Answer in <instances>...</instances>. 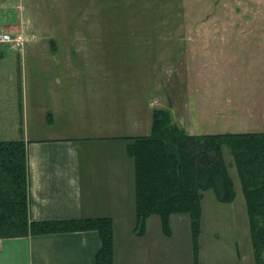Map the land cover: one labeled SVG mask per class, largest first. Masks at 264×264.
<instances>
[{"label":"rangeland","instance_id":"obj_1","mask_svg":"<svg viewBox=\"0 0 264 264\" xmlns=\"http://www.w3.org/2000/svg\"><path fill=\"white\" fill-rule=\"evenodd\" d=\"M0 33L23 43L0 45V140L23 133L25 92L34 137L57 129L87 137L103 124L112 136H143L159 108L189 135L264 132V0H0ZM55 91L64 118L48 125ZM120 148L91 145L93 164L82 150L83 168L101 170L89 171L95 210ZM223 157L235 199L203 193L196 256L187 215L169 218V236L158 216L146 222L161 264H254L236 169L227 149ZM123 158L125 176L113 184L125 198L134 176ZM83 187L86 195L85 179Z\"/></svg>","mask_w":264,"mask_h":264},{"label":"trees","instance_id":"obj_2","mask_svg":"<svg viewBox=\"0 0 264 264\" xmlns=\"http://www.w3.org/2000/svg\"><path fill=\"white\" fill-rule=\"evenodd\" d=\"M121 139L127 141L134 168L133 234H144L146 220L158 216L169 236V218L187 215L196 256L203 193L212 190L222 204L235 199L223 157L227 149L245 202L254 264H264V132L189 135L168 109L159 108L152 109L147 135ZM87 231L96 232L100 240L95 264H113L110 217L30 219L25 142L0 141V239Z\"/></svg>","mask_w":264,"mask_h":264},{"label":"crops","instance_id":"obj_3","mask_svg":"<svg viewBox=\"0 0 264 264\" xmlns=\"http://www.w3.org/2000/svg\"><path fill=\"white\" fill-rule=\"evenodd\" d=\"M2 44H11L17 48L22 47L23 43L22 38L17 37L12 43ZM50 94H52L50 99L52 102L47 109V122L48 125H54L61 115L62 119L64 118V111L54 104L58 100L56 91ZM23 101H25L23 133H19V137L11 134L0 141L25 142L30 219L63 221L110 217L113 220V264H161L165 254L161 253L158 239L154 240V234H148V224L145 225L144 234H133L135 210L134 192L131 186L129 190H123L125 196L123 198L116 193L117 188L113 184L116 176H125L123 157L127 156V141L121 138L140 135L129 132L131 134L112 136L106 132V126L103 124L99 125V130L94 135L87 137L78 134L79 132L66 135L63 134L64 130L58 129L34 137L33 135L39 134L28 125L31 112L29 113L27 108L26 92ZM12 130L15 131V128L13 127ZM95 143L121 145V156L117 161L113 160V165L106 167L104 172L106 178L111 175V183L105 182L104 185L100 180L102 197L99 209L112 205L114 211L95 210L98 208V203L94 200V196H91L94 187L89 182V171L101 170L91 165L85 168L82 166V150L85 151L88 161L90 159L88 149ZM88 163L93 164L95 161L91 158ZM119 169L120 172L117 174ZM132 178L134 181V177ZM84 179L88 185L86 195L83 187ZM99 248V236L94 231L0 239V264H95V255Z\"/></svg>","mask_w":264,"mask_h":264},{"label":"built area","instance_id":"obj_4","mask_svg":"<svg viewBox=\"0 0 264 264\" xmlns=\"http://www.w3.org/2000/svg\"><path fill=\"white\" fill-rule=\"evenodd\" d=\"M14 41L15 40L12 39V37L9 34L0 33V44H2V43H12Z\"/></svg>","mask_w":264,"mask_h":264}]
</instances>
